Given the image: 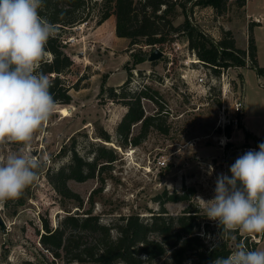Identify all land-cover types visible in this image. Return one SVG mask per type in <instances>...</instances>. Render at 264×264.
I'll list each match as a JSON object with an SVG mask.
<instances>
[{
    "label": "rangeland",
    "instance_id": "obj_1",
    "mask_svg": "<svg viewBox=\"0 0 264 264\" xmlns=\"http://www.w3.org/2000/svg\"><path fill=\"white\" fill-rule=\"evenodd\" d=\"M182 2L187 6L190 21L215 41L223 36V30H231L237 48L247 49L249 29L253 26L259 64L264 67V0H247L243 8L234 2L223 15L210 7L191 10L193 2ZM109 5L112 6L108 0H90L91 14L86 22L57 30L64 51L74 61L62 76L72 103L58 104L30 145L11 142L0 145V158L22 149L41 160L38 178L23 194L0 203V215L5 222L4 229L0 226V264L51 261L64 264L40 243L45 221L55 229L66 215H82L90 209L92 215L112 228L120 219L133 214L153 221L152 216L161 215L164 209L165 215L178 217L189 203L168 202L167 197L176 193L190 196L194 211L200 215L198 232L205 235L209 245L224 239L218 223L204 216L203 202L197 197L205 201L213 199L217 177L230 176V166L247 152L245 149L253 147L258 151L264 141V76L251 68L250 63L246 67H217L221 73L215 74L190 49L185 33L169 38L161 47L132 46L130 38L118 36L116 17ZM180 11L174 22L176 26L185 22ZM255 23L259 25L255 27ZM156 49L164 56L149 62V55ZM46 52L43 60L50 61L52 55ZM223 72L228 73L226 81ZM204 74L207 84L201 85L198 80ZM125 82L129 94L142 87L159 93L168 133L152 128L140 145L119 146L116 130L128 107L113 101L109 89H118ZM224 84L229 88L225 94ZM236 99L243 100L244 113L237 116L238 124L231 126L232 138H229L225 134L228 125L224 123L235 117ZM142 104L147 115H154L160 109L149 99H143ZM63 107L70 110L69 116L62 115ZM103 131L110 134V143L99 138ZM140 132L141 124L134 125L131 136ZM103 144L116 151L117 160L105 172V186L94 194V204L91 195L101 187L98 176L86 182L69 180V188L80 196L82 207L75 200L63 198L50 182L49 174L71 162L74 146L81 156L92 161L97 147ZM162 160L165 166L160 165ZM113 235H118L116 229ZM243 236L249 238L250 250L264 249V235ZM152 238L161 240L158 233L152 234ZM155 263L175 264L170 252Z\"/></svg>",
    "mask_w": 264,
    "mask_h": 264
},
{
    "label": "trees",
    "instance_id": "obj_2",
    "mask_svg": "<svg viewBox=\"0 0 264 264\" xmlns=\"http://www.w3.org/2000/svg\"><path fill=\"white\" fill-rule=\"evenodd\" d=\"M108 1L112 4L109 5L110 11L116 17L118 36L130 38L132 46L145 44L161 47L169 38L185 33L188 36L190 49L195 51L204 65L213 69L215 74L221 73V69L217 67H246L250 63L251 68L264 76V67L260 66L258 60L253 26L249 29L248 48L239 49L231 30H223V36L215 41L198 29L190 21L186 13L187 6L182 0ZM187 2H193L191 10L196 7H210L220 15L225 14L234 2L239 8L247 4V0H187ZM90 9V0H43L39 14L55 24L57 30H63L86 22L91 14ZM179 10L185 15V22L176 26L174 22ZM257 25L259 24L255 23L254 26ZM46 51L52 55V59L42 60L38 71L47 74L51 79L50 91L58 104L70 105L73 99L62 76L72 68L74 61L64 51L61 35L56 34L49 39ZM126 84L127 82L118 89L114 87L109 89L113 101L123 102L124 106L128 107L116 130L119 146L126 148L129 145H140L152 128L168 133L169 130L164 126L161 115L164 107L159 101V93L142 87L140 91L129 94L125 90ZM143 99L158 104L159 111L154 115H147L142 104ZM138 124H141L140 134L131 136L132 127ZM232 131L231 126L226 128L227 137L232 138ZM99 138L107 143L111 142V136L106 131L101 132ZM71 153V162L49 174V180L63 198L75 200L82 207L80 196L69 188V180L86 182L98 176L101 187L91 195L93 205L94 194L101 192L105 186V172L117 160L116 151L104 144L100 145L92 161L81 156L75 146ZM188 191L194 192V189ZM167 201L176 203L185 201L189 205L178 217L165 215L167 212L164 209L161 215L152 216L153 221H146L140 215L133 214L120 219L113 228L103 224L99 217L92 215V209L82 215L68 214L55 229L49 221L43 223L44 232L40 235V243L56 260L60 259L64 264H156L157 259L166 256L169 252L175 264H212L216 257L228 256L234 245L241 240L248 247L251 245L249 238L239 232L209 245L208 239L204 238L205 235L198 232L201 228L200 215L194 211L190 196L186 193L182 195L176 193L168 196ZM113 229H116L117 236L113 235ZM154 233H158L161 240L153 239ZM49 264L54 262L51 261Z\"/></svg>",
    "mask_w": 264,
    "mask_h": 264
},
{
    "label": "clouds",
    "instance_id": "obj_3",
    "mask_svg": "<svg viewBox=\"0 0 264 264\" xmlns=\"http://www.w3.org/2000/svg\"><path fill=\"white\" fill-rule=\"evenodd\" d=\"M43 0H0V145H30L34 134L55 113L52 81L40 62L57 26L39 14ZM230 166L231 175L216 179L213 199L203 200L204 216L216 221L222 237L264 235V143ZM41 160L30 152L0 158V203L18 199L38 178ZM212 264H264V249L250 250L241 240Z\"/></svg>",
    "mask_w": 264,
    "mask_h": 264
},
{
    "label": "built area",
    "instance_id": "obj_4",
    "mask_svg": "<svg viewBox=\"0 0 264 264\" xmlns=\"http://www.w3.org/2000/svg\"><path fill=\"white\" fill-rule=\"evenodd\" d=\"M222 77L223 79L226 81L228 80L229 76H228V73L226 72H223L222 73ZM199 83L201 85H206L207 84V74H204V75H201V77L199 78ZM226 85L224 84V90H223V93H227L228 92V89L229 88H225ZM227 89V90H226ZM226 90V91H225ZM243 108H244V104H243V100H240V99H236L234 101V106H233V115L235 116L234 118H231L229 119L227 122L224 123V126L228 125V126H236L238 124V118L237 116L241 113H243ZM246 151H249V150H253V151H257V149L253 148V147H250V148H246L245 149ZM160 162V165L161 166H165L166 165V162L164 160L162 161H159Z\"/></svg>",
    "mask_w": 264,
    "mask_h": 264
},
{
    "label": "water",
    "instance_id": "obj_5",
    "mask_svg": "<svg viewBox=\"0 0 264 264\" xmlns=\"http://www.w3.org/2000/svg\"><path fill=\"white\" fill-rule=\"evenodd\" d=\"M164 56V53L162 51H160L159 49H156L155 51H153L149 57H148V61L149 62H155L158 61L159 59H161ZM107 145V144H106ZM0 226L4 229L5 228V222L3 220V218L0 215Z\"/></svg>",
    "mask_w": 264,
    "mask_h": 264
},
{
    "label": "bare ground",
    "instance_id": "obj_6",
    "mask_svg": "<svg viewBox=\"0 0 264 264\" xmlns=\"http://www.w3.org/2000/svg\"><path fill=\"white\" fill-rule=\"evenodd\" d=\"M60 112L65 117L70 115V110L68 108H66V107L61 108Z\"/></svg>",
    "mask_w": 264,
    "mask_h": 264
},
{
    "label": "crops",
    "instance_id": "obj_7",
    "mask_svg": "<svg viewBox=\"0 0 264 264\" xmlns=\"http://www.w3.org/2000/svg\"><path fill=\"white\" fill-rule=\"evenodd\" d=\"M255 40H256V44H258V42H257V39L255 38ZM258 47V46H257ZM243 113H244V111H243ZM245 121V119H244V117H243V125H245L244 122ZM260 244V243H259Z\"/></svg>",
    "mask_w": 264,
    "mask_h": 264
}]
</instances>
